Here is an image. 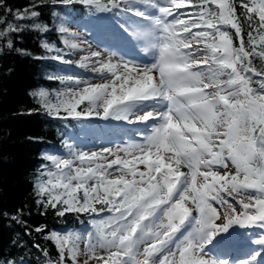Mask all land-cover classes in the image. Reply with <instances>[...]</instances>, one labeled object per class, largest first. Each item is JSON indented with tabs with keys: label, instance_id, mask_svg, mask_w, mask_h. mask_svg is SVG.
<instances>
[{
	"label": "snow or ice",
	"instance_id": "obj_1",
	"mask_svg": "<svg viewBox=\"0 0 264 264\" xmlns=\"http://www.w3.org/2000/svg\"><path fill=\"white\" fill-rule=\"evenodd\" d=\"M49 4L88 9L82 26L99 34L107 52L91 50L96 59L89 64L86 56L79 67L102 82L53 75L67 82L63 90L30 95L47 115L76 119L85 130L92 117L131 127L111 129L121 143L108 138L110 146L95 150L66 145V155H44L36 203L59 217L86 214L90 224L63 233L37 226L57 251L52 259L34 245L45 264H264V0ZM40 7L0 3L11 20L31 25L0 12V37L46 33ZM57 30L68 32L63 24ZM7 46L31 55L11 39ZM40 46L71 63L53 44ZM138 48L150 59L127 58ZM22 211L11 218L26 224Z\"/></svg>",
	"mask_w": 264,
	"mask_h": 264
},
{
	"label": "trees",
	"instance_id": "obj_2",
	"mask_svg": "<svg viewBox=\"0 0 264 264\" xmlns=\"http://www.w3.org/2000/svg\"><path fill=\"white\" fill-rule=\"evenodd\" d=\"M0 3L13 11L42 5L40 21L49 29L40 34L25 30L0 37V213H8V216L0 215V264L28 256L29 264H41L40 253L34 245L47 249L51 258L57 251L53 242L45 239V233H37L35 228L46 226L51 232L77 217L75 213L59 217L55 209L45 210L36 203L38 197L34 190L44 152L60 146L59 133L63 128L60 120L47 115L39 100L30 95L38 87L52 89L58 83L48 78L51 72L46 74L49 68L55 70L56 64L51 66L50 53L40 46L41 41L59 44L52 15L58 4L50 5L49 0H0ZM0 12L14 24H21L25 29L31 27L27 22L11 20L4 8ZM8 39L15 48L26 49L31 55L22 56L9 49ZM18 209L23 210L21 217L26 224L11 218L17 215Z\"/></svg>",
	"mask_w": 264,
	"mask_h": 264
},
{
	"label": "rangeland",
	"instance_id": "obj_3",
	"mask_svg": "<svg viewBox=\"0 0 264 264\" xmlns=\"http://www.w3.org/2000/svg\"><path fill=\"white\" fill-rule=\"evenodd\" d=\"M65 28L68 29V32H66V35L68 36L67 40H69L70 42H73V43H76L78 44V49L77 51H73L71 50V48L67 47L64 43V41L66 40V38H64L63 40V43H64V46H65V49H62L63 50V54H66L65 55V60H68V61H71L72 62H75V61H78L80 63V61L82 60V58L86 57V56H89L90 57V51L91 50H101V49H98L97 45H92L91 41L89 42L90 44H88V42L85 40V38H83V34H79V31H77L73 25H65ZM89 45H91V48H89ZM138 50H140L138 48ZM101 51H104L105 54H106V51L105 50H101ZM133 55V54H131ZM96 58H92L90 57V60L89 61H86V63H91L92 60H94ZM63 62V61H61ZM81 68V67H80ZM82 71H84V73H88V74H91V69L90 67H87V68H81ZM86 77V74L84 75ZM93 82H102V81H99L97 79H93ZM52 95L54 96L55 93H52ZM71 140H67L66 141V145H72L74 148H77L78 146L75 144L76 141H74V143L70 142ZM89 150V148L87 149ZM82 259V258H81Z\"/></svg>",
	"mask_w": 264,
	"mask_h": 264
}]
</instances>
